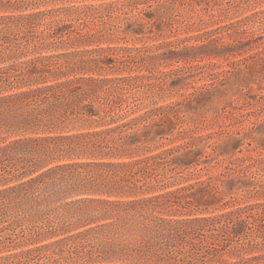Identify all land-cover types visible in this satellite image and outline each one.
<instances>
[{
  "label": "trees",
  "instance_id": "trees-1",
  "mask_svg": "<svg viewBox=\"0 0 264 264\" xmlns=\"http://www.w3.org/2000/svg\"><path fill=\"white\" fill-rule=\"evenodd\" d=\"M39 1L0 0V140H7L5 134L15 136L0 146V220L9 216L12 224L40 222L33 237L36 243L57 232L62 237L0 260L38 252L47 258L46 252H51L80 264H239L224 257L241 250L242 240L249 245L248 231L264 221V203L195 213L211 202L221 203L220 208L234 202H223V188L235 174H245L249 166L242 163L247 158L235 160L233 168L224 166L216 176L182 184L187 180L181 173L199 164L205 154L200 144L207 140L181 131L179 145L152 149L154 138L174 125L167 111L175 106H159L129 119L121 114L119 83L140 76L107 78L101 73L113 67L127 69L126 54L133 49L98 47L35 55L48 49L47 40L60 30L52 11L36 10ZM128 1L117 8L113 3L88 4L77 14L96 22L113 11L145 6L137 9L125 31L139 34L166 23L151 10L160 0ZM49 17L52 20L45 22ZM112 30L105 33L113 34ZM94 34H81L74 41H90ZM199 66L141 77L157 80L158 85L150 87L171 94ZM212 84L191 87L184 101H192L201 88ZM77 124L84 128L55 134ZM219 147H212L207 156L216 155ZM197 192L201 195L194 199ZM65 200L69 201L58 204ZM54 204L58 205L51 207ZM32 208L42 209L27 214ZM56 210L57 222L49 219Z\"/></svg>",
  "mask_w": 264,
  "mask_h": 264
},
{
  "label": "rangeland",
  "instance_id": "rangeland-1",
  "mask_svg": "<svg viewBox=\"0 0 264 264\" xmlns=\"http://www.w3.org/2000/svg\"><path fill=\"white\" fill-rule=\"evenodd\" d=\"M109 3L117 8L129 1L40 0L36 10L52 11L53 16L60 20V30L57 37L47 40L51 46L35 55L69 53L98 47L133 49L126 54L130 62L127 69L113 67L102 72L101 76H140L119 83V95L123 100L121 114L127 116V119L159 106H175L174 110L167 111L174 125H169L170 129L162 137L157 135L154 138L152 149L161 150L179 145L183 141L178 138L181 131L201 137L198 140H207L200 144L205 154H202L199 164L190 165L181 173L182 178L187 180L181 181L182 184L216 176L223 171L224 166L233 168L235 160L247 158L242 163L243 166H249L244 170L245 174H235L231 177L234 181L227 182L223 188L222 194H227L223 196V202H234L231 201L223 208H220L221 203L211 202L207 209H199L195 214H216L247 204L264 203V0H160L159 3H152L151 10L154 16L164 17L166 23L154 26L151 31L143 29L139 34L131 30L125 31V26L135 20L137 9H144L145 6L113 11L114 13L95 20L96 22L77 14L85 5ZM49 20L52 18L49 17L45 22ZM101 22L109 24L103 26ZM108 28L114 29L113 34L105 33ZM101 29L102 34H94ZM41 30L42 28H38L37 31ZM81 34H94V37L90 41L84 40V43L82 40L74 41ZM234 36L238 43L233 40ZM211 40L219 42L212 44ZM192 46L202 48L190 50ZM136 48L142 50L138 52ZM184 65H200L202 68L193 69L186 82L171 94L150 87L151 84L158 85L157 80L141 77L143 74L149 76L150 73L157 76L159 72H168ZM80 75L82 73L74 76ZM210 82L214 84L201 88L198 92L200 96L197 93L192 101H184L185 95L194 88ZM82 128L81 124H77L63 131H56L55 134H63L64 131L72 133ZM3 137L7 140H0V146L7 144L15 136L5 134ZM214 146L221 147L217 148L216 155L207 156ZM200 195L197 192L194 199ZM67 201L69 200L58 204ZM41 209L32 208L27 214L32 215ZM59 213L60 211H53L49 219L57 222ZM34 221L12 224L9 216L0 220V257L20 253L62 237L57 232V235L44 237L41 242H33L38 225H41ZM252 229L248 231L251 232L249 245L245 244L248 240H242L243 248L234 255H225L224 259L239 264H264V221ZM46 253L49 254L47 258L44 253L38 252L33 257L2 259L0 264H80L63 254Z\"/></svg>",
  "mask_w": 264,
  "mask_h": 264
}]
</instances>
